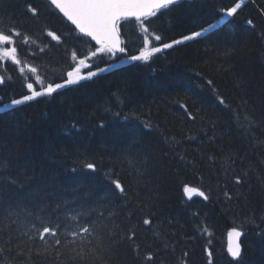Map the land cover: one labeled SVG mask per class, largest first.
<instances>
[{
	"label": "trees",
	"instance_id": "trees-1",
	"mask_svg": "<svg viewBox=\"0 0 264 264\" xmlns=\"http://www.w3.org/2000/svg\"><path fill=\"white\" fill-rule=\"evenodd\" d=\"M233 2L181 0L151 18L149 32L163 37L150 35L152 47L218 27L147 62L122 63L145 46L139 21L122 22L126 53L85 59L95 43L49 1L0 0V31L22 34L13 37L19 63L0 61V181L15 194L0 203V264H72L78 253V264H264V0H245L220 22L219 9ZM28 4L37 15L26 12ZM81 59L86 73L105 62L115 67L52 96L11 104L31 94L26 84L37 87V76L43 86L63 83ZM76 122L82 130L68 135ZM87 162L94 172L83 169ZM25 172L31 180L22 191L7 183ZM185 186L208 199L189 198ZM17 198L29 211L28 200L39 198L49 221L43 226L83 210L90 215L81 223L96 231L74 242L67 230L41 240L31 230L35 223L42 231L35 214H12ZM233 228L243 232L239 260L228 252Z\"/></svg>",
	"mask_w": 264,
	"mask_h": 264
},
{
	"label": "snow or ice",
	"instance_id": "snow-or-ice-1",
	"mask_svg": "<svg viewBox=\"0 0 264 264\" xmlns=\"http://www.w3.org/2000/svg\"><path fill=\"white\" fill-rule=\"evenodd\" d=\"M179 3L180 0H50V4L55 9H58L59 12L62 13L63 16L66 17L67 20L70 21L71 24L74 25L81 34L90 37L92 41H95V44L93 45L94 50L90 51L88 57L85 59L116 57L118 53H126V45L120 38L122 22L129 21L131 19L139 21L141 31L144 33V44L151 43V41L148 39L150 35L154 41L161 42L163 37L161 35H154L150 33L148 24L151 23V18L158 17V14H164L165 12L171 11V9ZM243 3L244 0H234L231 6L221 8L219 11L223 14V16L234 17L238 13V10L241 9ZM25 10L26 12L31 13L33 16L38 14V9L33 7L31 4L26 5ZM247 23L248 25L255 27L253 20L249 19ZM218 24L219 21L208 24L199 31H194L190 35L183 36L181 39L172 40L170 43H162L161 47L141 49L138 55L128 56L127 59L130 61L147 62L155 53L162 51V49H169L174 45L181 44L183 41L193 40L195 38L201 37L205 33H209L216 29ZM21 35L22 34L20 31L10 27L6 31H0V43L5 45L13 44V37H19ZM48 35L53 36L57 40L59 39V37H56L54 33L49 32ZM15 53L16 49L14 47L11 49L5 48L3 50V56L6 58L11 56L13 59H15ZM73 55L75 56L76 54L73 53ZM85 59H81L79 61V66L67 72V78L63 79V83H50L44 87L42 91L35 90L33 83H27L26 88L30 90L31 94L23 95L18 99H13L11 104L22 105L26 102L35 100L37 97L52 96L53 94L57 93L58 90L65 88L68 85L78 84L82 80H90L98 74L109 71L115 67L114 63L105 62L103 67L97 66L95 71H88L86 75H81V68L85 66ZM16 62L19 63L18 60ZM21 71H23V69H21ZM36 71V68L31 69V72L33 73H36ZM36 80L40 84L43 83L39 76L36 77ZM3 82V79L0 78V84ZM219 102L221 104L225 103L222 98ZM4 107L7 108L8 105H4ZM119 116L120 113H114V117ZM124 119L127 120L128 117L126 116ZM245 120H249V117L245 116ZM105 126L104 120H100L97 124V127L101 129H103ZM145 127H149V125L146 124ZM80 130L82 129L78 127V122H76L73 123L67 134L71 135L72 132H78ZM8 163L10 165L11 161L9 160ZM82 167L85 170L94 172L96 165L94 163L87 162L82 163ZM19 176L23 179L10 177L7 183L17 188L18 191H22L25 185L30 183L31 178L27 177L26 172L20 173ZM241 181L242 178L237 176L236 183L239 184ZM3 183L4 181H0V203H2L6 198L10 199L12 195H15L13 193H6L3 188ZM112 183L115 185V189L118 190L119 193L123 194L125 192V189L122 187L119 181H113ZM184 192L189 194V198H191V194L194 193L203 197L205 200L208 199V197L205 196L203 192L189 188L187 186L184 187ZM24 202L25 201L23 199L17 198L16 204L12 207H14V209H19V211H13L12 214L20 215L23 213L27 218H32V216L35 214V219L39 221L40 226H42V231H40L35 223L32 225L31 230L37 232L41 240H43L46 235L55 238L61 234L62 231L67 230V234L72 237L74 242L76 238L83 240L86 237L92 236V234L96 231L95 225L81 223V217L90 215V213H85L83 210L77 212L67 211L64 221L55 223L51 227L43 226L45 223H49V221L44 218L43 213L45 212V209L41 207L42 202L39 201V198H37L36 201L30 199L28 200V203L31 205L33 211H29L27 208L23 207L22 205ZM57 208H59V206H57ZM99 215L100 218L103 219V213L101 212ZM111 215L112 214L109 213V216ZM68 221H71L72 223H68ZM143 223L149 224V220L146 219L143 221ZM134 235L135 233L132 234V237H134ZM230 235H234L237 238V242L234 245H229L228 252L232 258L239 260L242 258V249L239 242V238L242 236V233L233 228ZM111 238L114 239V237ZM29 239H31V237H29ZM56 244L60 245L61 240L56 239ZM0 251H3V249H0ZM57 255H61V253L57 252ZM183 255L184 257H187V253H184ZM208 256L211 260L212 253L210 251L208 252ZM81 258L82 256L78 253L76 257L71 258L72 264H78V261ZM147 258L149 260L152 259L151 255H149ZM180 264H186V260L182 258Z\"/></svg>",
	"mask_w": 264,
	"mask_h": 264
},
{
	"label": "rangeland",
	"instance_id": "rangeland-1",
	"mask_svg": "<svg viewBox=\"0 0 264 264\" xmlns=\"http://www.w3.org/2000/svg\"><path fill=\"white\" fill-rule=\"evenodd\" d=\"M227 18H229V17H227V16H223V18H222V20L220 21V22H222L224 19H227ZM150 41H151V39L150 38H148ZM153 45H152V41H151V43L150 44H145V46H144V48L143 49H148V48H151ZM14 47V44H9V45H5V44H2V43H0V61L2 62V64L3 63H6L7 61H13V62H16L17 61V57H16V53H15V59H13V57H11V56H9V57H4L3 56V50L5 49V48H8V49H11V48H13ZM15 48V47H14ZM162 50H164V49H162ZM138 55V54H137ZM130 60H128V59H126L125 61H123L122 63H126V62H129ZM86 66H88V61L87 60H85V66L84 67H82L81 68V75H86L87 73L86 72H84V69L86 68ZM86 73V74H85ZM0 78H2L1 77V75H0ZM34 86V89L35 90H37V91H42L43 90V88L44 87H46V86H43V85H41L40 83H38V86L36 87L35 85H33ZM11 105V104H10Z\"/></svg>",
	"mask_w": 264,
	"mask_h": 264
},
{
	"label": "water",
	"instance_id": "water-1",
	"mask_svg": "<svg viewBox=\"0 0 264 264\" xmlns=\"http://www.w3.org/2000/svg\"><path fill=\"white\" fill-rule=\"evenodd\" d=\"M47 1H49L50 2V0H47ZM181 1V0H180ZM189 1H192V0H189ZM56 10H58V9H56ZM58 12H59V10H58ZM60 13V12H59ZM62 16H63V14L62 13H60ZM64 17V16H63ZM66 20H67V18L66 17H64ZM70 22V21H69ZM71 23V22H70ZM74 26V25H73ZM75 27V26H74ZM78 30V29H77ZM79 31V30H78ZM90 38V37H89ZM121 38V40H122V36L120 37ZM91 39V38H90ZM94 43H95V41H93ZM238 231H240V230H238ZM241 233H242V236L239 238V242H240V244H241V249H242V243H241V240H242V237H243V232L242 231H240ZM237 242V238L234 236V235H230L229 236V240H228V243H229V245L230 244H232V245H234L235 243ZM234 259V258H233ZM235 260H237V259H235Z\"/></svg>",
	"mask_w": 264,
	"mask_h": 264
},
{
	"label": "bare ground",
	"instance_id": "bare-ground-1",
	"mask_svg": "<svg viewBox=\"0 0 264 264\" xmlns=\"http://www.w3.org/2000/svg\"><path fill=\"white\" fill-rule=\"evenodd\" d=\"M201 163V162H200ZM45 185V184H44ZM112 204V203H111ZM214 208V207H213ZM219 209V208H218ZM253 225V222H252ZM248 227V226H247ZM255 227V226H254ZM246 229V228H245ZM257 229V228H256ZM259 229V228H258ZM259 239V238H258ZM248 242V241H247ZM246 243V242H245ZM251 243V242H250ZM255 244V243H254ZM254 246V245H253ZM228 247H229V243H228ZM255 247V246H254ZM250 248V247H249ZM249 250V249H248ZM251 252V251H250ZM235 260V259H234ZM225 264V263H224Z\"/></svg>",
	"mask_w": 264,
	"mask_h": 264
}]
</instances>
